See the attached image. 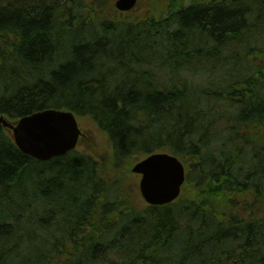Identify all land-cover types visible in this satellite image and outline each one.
Here are the masks:
<instances>
[{"label":"trees","instance_id":"1","mask_svg":"<svg viewBox=\"0 0 264 264\" xmlns=\"http://www.w3.org/2000/svg\"><path fill=\"white\" fill-rule=\"evenodd\" d=\"M145 1L0 0V116L65 109L110 151L41 162L0 125V264H264V0ZM154 152L188 168L162 207L130 179Z\"/></svg>","mask_w":264,"mask_h":264},{"label":"water","instance_id":"2","mask_svg":"<svg viewBox=\"0 0 264 264\" xmlns=\"http://www.w3.org/2000/svg\"><path fill=\"white\" fill-rule=\"evenodd\" d=\"M136 0H118L120 11L130 10ZM0 124L11 132L24 154L48 161L76 148L81 135L77 120L69 111L48 109L20 118L15 124L0 117ZM131 172L141 176L138 189L145 203L163 206L175 201L185 181L183 164L166 153H154L136 163Z\"/></svg>","mask_w":264,"mask_h":264},{"label":"rangeland","instance_id":"3","mask_svg":"<svg viewBox=\"0 0 264 264\" xmlns=\"http://www.w3.org/2000/svg\"><path fill=\"white\" fill-rule=\"evenodd\" d=\"M115 2V0H106V3H105V8L111 12H113L111 10V6L112 4ZM140 3V1H139ZM138 3V11H135L134 12H129V14L126 15V18L127 20L129 21H134L136 20L140 14H145L146 13V10H144L143 12H139L141 10H143V8L145 7V4L143 3V1L141 0V3L139 4ZM143 3V4H142ZM147 6V4H146ZM137 7V8H138ZM115 17H118L119 15L115 14ZM120 18H123L122 16H119ZM222 78L221 75H218L216 77V81H215V84H216V89H220L221 86H222V80L220 79ZM214 85V84H213ZM79 120V123L83 129V131L87 132V137L89 138H86V143H83V146L79 147L80 150H85L86 153H88V155L94 159L95 161L97 162H104L106 159L109 158V140H107L106 136L104 134H102L101 132H99L96 128V126H94L93 124H91V122L87 119H84V118H78ZM85 139H83L85 141ZM134 182V185H135V189L137 191V182L139 180V177L138 176H135V175H132L131 178ZM138 194V192H137ZM139 196V195H137Z\"/></svg>","mask_w":264,"mask_h":264},{"label":"bare ground","instance_id":"4","mask_svg":"<svg viewBox=\"0 0 264 264\" xmlns=\"http://www.w3.org/2000/svg\"><path fill=\"white\" fill-rule=\"evenodd\" d=\"M70 112V111H69ZM179 199V197L176 199V201Z\"/></svg>","mask_w":264,"mask_h":264}]
</instances>
